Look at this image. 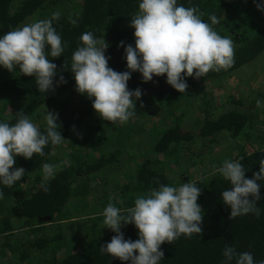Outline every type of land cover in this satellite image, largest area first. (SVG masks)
Masks as SVG:
<instances>
[{"label":"trees","instance_id":"1","mask_svg":"<svg viewBox=\"0 0 264 264\" xmlns=\"http://www.w3.org/2000/svg\"><path fill=\"white\" fill-rule=\"evenodd\" d=\"M60 1L65 0H0V36L22 26L27 18L45 6L50 7ZM70 2L73 11H76L75 15L61 13L60 18L53 21V26L67 47L61 57L52 59L49 56L57 65L54 82L59 81L60 75H63L67 83L57 86L54 92L42 93L37 89L35 78L19 72L10 79L0 81V122L15 123V114L21 110L32 119L39 109L47 108L59 114L57 122L62 125L61 135L66 140L58 146L49 144L44 149L45 156L34 155L31 160L16 157L14 167H23L24 177L12 187L0 184V190L4 193V198L0 199V236H8V242L1 250L5 247L19 254L15 264H130L100 252V245L110 242L115 235L104 224H100L104 220L103 216L92 219L89 226L79 219L91 206L99 214H102L110 201L121 209L132 207L138 195L158 188L159 184L173 186L169 177L162 172L164 167L161 159L179 154L182 143L194 140L191 135L181 133V122L184 120L181 107L186 106L191 91L219 81L226 74L242 70L264 55V11H258L256 7V3L264 4V0H256V3L253 0H177L178 4L185 7H198L206 23L211 24L210 17L213 14L219 18L220 22L213 25V28L221 36L230 37L234 41V65L227 71H210L200 79L185 77L188 89L184 94L167 84L166 75L154 76L152 81L144 83L141 74L133 72L128 88H140L143 93L141 99L136 101V116L125 124L108 121L103 127L95 129V133L105 131L101 141L105 147L95 150V156L81 152L74 143H70L72 151L63 153L64 167L56 171L53 178L43 181L42 165L51 162L55 152L63 144L69 143L71 137L97 114L92 107L93 101L75 90L76 83L70 70L71 55L81 46L79 37L85 31L92 32L97 39L104 37L110 45L105 53L110 57L108 66L118 72L127 71L124 48L118 45L124 41L125 47L128 44L135 47V30L130 27V23L141 0ZM70 17L77 23L72 24ZM65 61L69 66L68 71L61 68ZM159 110L164 113V117L168 116L166 121L169 120L174 126L153 138L150 142L151 152L135 167L134 173L120 179V185L114 190L116 192L108 189L91 205L93 191L98 194L103 191L93 187L92 183L98 179L96 173L105 168L110 169L116 162L120 164L121 160L117 156L119 158V155L126 154L131 145L137 147L140 143V133L146 129L145 125L138 123L140 118ZM46 127L41 126L40 130L44 132ZM225 131H230L234 139L242 137L251 144L249 146L252 151L246 152L244 146H240V153L236 154L233 150L226 158L240 161L246 169V178L251 179L253 173L259 171L260 160L264 159V120L252 123L247 114L235 110L215 119L206 117L198 128L199 137L206 141V148ZM106 152L109 153L108 158L104 155ZM222 164L219 163L218 168ZM34 179L40 185L33 195L17 201L16 197L24 186L30 185L29 188H33L31 184ZM42 182L47 184L48 191L41 188ZM193 183L202 192L197 202L204 212L203 233L201 236L193 234L191 238L181 235L172 244L165 242L161 245L164 258L160 264H224L223 250L226 244L234 246L237 252H250L257 262L264 259V181H259L262 199L257 206L260 208V216L249 213L232 219H229L231 209L223 203L221 195L231 188L229 181L217 172L213 177L200 178ZM83 201L88 206L83 205ZM27 229L31 230L28 233L36 237L32 245L25 243L29 239L28 233L20 237L15 233V230ZM121 231L125 239L135 241L139 238L138 229L133 224L123 226ZM42 233L43 236L39 237ZM22 237L25 240L22 241ZM26 248L34 249L38 254L26 256ZM6 257L4 250L0 252V264H4ZM228 264H236L235 259Z\"/></svg>","mask_w":264,"mask_h":264},{"label":"clouds","instance_id":"2","mask_svg":"<svg viewBox=\"0 0 264 264\" xmlns=\"http://www.w3.org/2000/svg\"><path fill=\"white\" fill-rule=\"evenodd\" d=\"M256 7L264 11V4L256 3ZM60 15L56 11L50 19L25 23L0 36V66L10 73L19 67L20 74L35 78L42 93L54 92L57 86L67 83L63 75L54 82L57 65L52 59L61 57L67 47L53 26ZM202 16L198 7H185L177 0H141L130 23L135 30V47H125L124 41L118 45L124 48L126 57L128 70L123 72L108 66L110 57L105 53L110 45L105 38L97 39L92 32L85 31L79 37L81 46L71 55L75 90L93 101V109L103 120L125 124L136 116V101L143 94L140 88H128L133 72H139L144 83L154 76L166 75L167 84L184 94L188 89L185 77L200 79L210 71H227L235 62V43L214 30L213 25L220 22L216 15H211V24ZM69 19L72 24L77 23ZM61 68L69 70L66 61ZM256 106H264V101L257 100ZM15 117V123L0 122V184L6 187L14 186L25 175L23 167H14L16 157L31 160L34 155L45 156L44 149L49 144L58 146L66 142L60 131L62 125L57 122L59 114L54 111L47 110L45 114L44 132L23 110ZM259 165L251 179L246 178L240 161L226 159L217 169L231 184L221 194L223 203L231 209L229 219L249 213L260 216L257 204L262 199L259 181H264V159ZM56 169V164L44 163L43 181L53 178ZM41 188L48 191L44 182ZM201 194V188L189 181L178 186L159 184L158 188L138 195L132 207L121 209L110 201L102 212L103 224L115 235L110 242L100 245V252L130 264H160L164 258L161 245L165 242L172 244L181 235H202L204 212L197 202ZM3 198L0 190V199ZM128 224L138 229L139 238L135 241L125 239L121 231ZM223 256L224 264L234 259L236 264H264V259L257 262L250 252H237L228 244Z\"/></svg>","mask_w":264,"mask_h":264},{"label":"rangeland","instance_id":"3","mask_svg":"<svg viewBox=\"0 0 264 264\" xmlns=\"http://www.w3.org/2000/svg\"><path fill=\"white\" fill-rule=\"evenodd\" d=\"M70 1L71 0L60 1L56 5L51 4L50 7L45 6L44 9L37 11L34 15L27 18L24 24L41 19H50L52 14L56 11L75 15L76 11H73V6H71ZM46 4H49V2ZM18 72L19 67L16 68L15 73H10L0 66V81L10 79ZM257 100L264 101V55L248 64L242 70L226 74L219 81L205 84L191 91L186 106L183 105V107H181L184 120L181 122L182 126L180 130L183 135H191L194 140L182 143V149L179 151V154H174L173 156L169 155L165 159H163V157L161 159L162 166L164 167L162 172L169 177L173 186H178L180 183H187L189 181L194 182L200 178L213 177L215 173L218 172L217 165L229 157L233 150L236 154L240 153V146H244L246 152L252 151V147L249 146L251 144H249L248 141L243 140L242 137L234 139L230 131H225L217 138L215 137L214 143L206 148V141L199 137L198 128L202 125L206 117L215 119L227 112L235 110L247 114L252 123H260L264 120V106L258 108L256 106ZM47 110V108L39 109V112L32 117L33 123L39 128L41 126H46L44 117ZM159 111L151 112L143 118H140L138 123L146 127L144 132L140 133V143L137 144V147L135 144L131 145L126 154L122 156L119 155V158L117 156V159L121 160L120 164L116 162L110 169L105 168L106 170L103 169L102 172L96 173V175L98 174V179L95 183H92L93 187L102 189L103 191L99 194L93 191L94 194H91L93 199L92 203H90L91 205L95 204L94 201H97L98 197H100L99 195L103 192H106L108 189L114 191L116 186L120 185V179L130 176V173H134L135 167L141 164L143 158L151 152L150 142L153 138H156V136L161 134L165 129L174 126L173 123L168 122L169 120L166 121V117L168 116L165 115L164 117V113ZM107 122L108 121L103 120L96 114L91 120L86 122L85 126L80 129L81 131H78L71 137L69 143L63 144L59 151L55 152L52 161L49 163L56 164V171H60L65 163L63 153L72 151L73 147L70 146V143H74L75 147L80 149L81 152H89L91 157L95 156V150L98 151V149L105 147L101 145L102 137L105 136V131H97L95 133L94 130L103 127L104 123ZM92 144L95 145L93 148H90ZM109 153H111V151H109ZM109 153L106 152L104 154L106 158L109 157ZM231 160L233 161V159ZM31 185H33L32 189L29 188L30 185H26L19 191L16 197L17 201H21L34 193L37 186L40 185V182L38 183V181L34 179ZM82 204L88 206L84 201ZM102 216V214L98 213V210H95L91 206L79 221L89 226L91 225L90 222L92 219H99L98 217ZM100 224L102 225L103 222H100ZM30 231V229L23 231L15 230V233L20 237L25 236ZM28 235L29 239H27L25 243L27 245H32L35 243L36 237L32 233H28ZM42 236L43 233L39 237ZM7 237L6 235L0 236V252L4 250L8 256L4 259L3 263L15 264L19 254H15L11 249L5 247L1 250V247L8 242ZM21 240H25V237H22ZM47 250L48 252L50 251L49 249ZM25 251H27V253H25L26 256H28V254H38L34 249L31 250L26 248Z\"/></svg>","mask_w":264,"mask_h":264}]
</instances>
